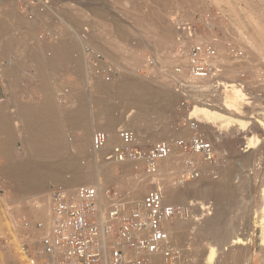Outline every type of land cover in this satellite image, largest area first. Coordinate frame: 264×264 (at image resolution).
Masks as SVG:
<instances>
[{
  "label": "rangeland",
  "instance_id": "obj_1",
  "mask_svg": "<svg viewBox=\"0 0 264 264\" xmlns=\"http://www.w3.org/2000/svg\"><path fill=\"white\" fill-rule=\"evenodd\" d=\"M55 1V9L52 14H49L51 16L43 17L41 21L39 19L31 21L27 17L25 18L20 15L21 10L19 9V5L15 7L5 2V0L1 1L2 4L0 2V90L3 91V95L0 97V104L4 101L3 104L7 109L15 105L29 107L35 113L43 103V89L46 88V90L51 92L53 104L58 110L57 118L59 120V128L64 136V144L68 147V152L63 156L64 158H53L50 162L53 160L54 163H57L67 158V156L73 158L75 161L77 160L78 165L85 168L89 165V168H96L95 164L99 162L90 155V150L88 151L87 149L82 154L75 149V145L77 146L79 139H84L86 133L74 122L68 120L66 107L73 102L78 92H81L85 99L81 107L84 112L90 115L99 110L98 106L104 107V114H109L106 120L115 121L117 124L115 131L119 129L135 130L137 132L135 134L138 137L137 141L141 146H149L153 142H158V140H170L171 138H175L176 135L181 134L188 114L193 111L195 105L206 103L205 105L215 106L213 90L216 86V80L198 81L194 86L186 84L185 87H188V90L183 95L175 93V88L172 85L174 77L172 71L177 66H184L185 58L183 47L186 46L185 43H182L179 48L176 44L177 33L175 25L177 23L190 24L194 31V37L199 36L205 39L210 37L208 40H218L217 46L221 47V55H228L227 49L231 47H234L241 54L240 58L237 59L231 58V56H223V59L219 61L220 64L222 63V71H224L223 67L224 69L229 67L231 72L228 75H224L225 77H220L221 79L219 78V80L222 82L235 80L233 82L241 83L245 86L247 88L245 92L250 98L251 106L254 108L248 105L245 108L246 111L245 109L242 110L243 115L246 117H244V120L248 121L247 129H241L242 131L238 130V127H232L227 132L225 129H218L215 124L208 121H204L202 124L199 123L201 126H199V130H202V134L211 140L217 155L215 163L206 165L208 167L207 171L203 169L205 164L197 162L196 168L198 171L196 175L199 176L190 175L185 170V161L191 159L196 162V159L194 157H182L175 152L176 155H174L168 164V166H174L175 169L173 170L175 172L172 173L171 171L170 174L165 175L163 169L159 167V176H154L149 179L146 176L142 177L141 175L143 174H136L131 165L108 164L110 165L109 169H112L115 174L120 176L119 180L109 181L112 176L107 177L106 175L99 177L101 180L103 179L106 185H109L110 188L117 189L132 202L135 199H141L146 191L155 185H159V189L163 193L167 189V186H172L171 188H185L183 190H186L185 196L178 201L179 204L187 206L190 202L194 204L199 203L203 209H207L206 205H210L213 208L215 202L213 199L197 195L194 190L195 184L197 183L196 186L200 185L201 181H203L201 179H205V175L209 179L215 177L222 169L229 166V164L233 165V168L237 166L234 168L233 175L226 179L228 183H232L233 187H235V189L232 188V185L229 183L232 197L229 200L230 202H223V204H227L230 207V211L226 213V221L228 220L227 222L233 226V229L235 228L232 235L243 239L242 237L246 235V232H250L252 234L250 237L251 241H244L238 244L235 242V239H232L230 242H228L229 240L221 242L222 236H219L214 240H203L197 247L184 246L183 249L193 252L192 249L197 248L198 251H203L206 256L209 247L212 246L219 251L220 262L221 258L226 255L230 259V264H264V244L261 243L262 229L258 224L263 208L261 184L262 180H264V162L262 163L264 161V132L260 123H255L259 119V121L264 123V118L260 117L264 111V81H260L261 75L264 77V31L259 28L260 25L256 18V15L260 14V8L264 6V0ZM248 12L253 15L246 18ZM46 18L47 20L44 21ZM48 30L53 34H57L58 38L64 36V39L63 37L60 39L67 41L73 48V50L71 48L68 56L70 60H65L66 62H70L58 63L60 66H52V69H50L48 62L45 61L51 60L52 52L49 46L54 45L56 42L54 44H50L49 41L41 42L42 39L39 36ZM75 31H78V34L88 31V36L84 43H82L79 35ZM242 36L248 37L249 41L255 46V49L258 50L256 51L257 53L252 54V50L244 42ZM71 41L73 44L70 43ZM85 43L96 48L100 47L103 51L114 52L116 55V63H113L117 64L123 77L115 83L95 82L90 79V76L86 77V65L81 54L83 44ZM223 47L226 51L224 49V51L222 50ZM32 52L34 54L36 53V59L30 57ZM114 53L112 54L114 55ZM38 56H41L42 58H40L44 60H41ZM79 57L83 60L85 71L81 66L77 68L75 62H73ZM149 57L151 59L150 62H148ZM40 63L42 64V68ZM149 63H152V65L149 66ZM43 68H45L44 71L46 72L41 70ZM53 69H55V73H53ZM5 70L8 71L6 75H4ZM51 70L53 74L50 75L49 72ZM183 76L186 78V74ZM51 78L56 84L51 81ZM133 78L137 82H144L147 85L150 84L152 89H165L168 91L170 93L169 95H171L169 96L171 106L167 110L162 111L159 109L154 110L150 106H148V109L146 106L145 109L144 107H140L139 109L138 107H132L125 103L126 100L123 101L120 96L116 95L117 86L123 80ZM145 79H147V83H145ZM98 82H101L105 86L102 91L97 89ZM64 87H66L65 90ZM260 88H263V90ZM70 90L75 91V94L72 91L70 92ZM258 90L260 91L258 92ZM60 92L64 93V98L60 97ZM181 101H187V108L184 110H178L177 108ZM158 111H160L159 114ZM132 125L135 128L133 130L130 128ZM20 126L19 124H11L12 130L17 133L13 145V159H16V161H22V157L25 158L23 153H21L23 151L19 140V136H21L19 135L21 133L20 130L22 129ZM253 136L256 139V149L247 148L248 139ZM1 137L2 134L0 133V140L2 139ZM243 156H251L250 160L252 161H249L251 163L248 162L245 164ZM6 163L7 161L0 154V179L3 180L6 206L12 211L9 213L26 218L33 223L40 218L39 212L33 207L32 201H40L41 209L39 210L42 212L46 210L44 201L40 197L44 195V188L47 183L36 184L34 190L35 193L39 192V196L31 197V194L23 193L20 184L15 179L10 180L8 175L1 173L3 168L5 169ZM242 172L243 174H241ZM183 175H187V181L180 179ZM68 177H70V174L65 172L63 178L66 179ZM166 177H169V180ZM248 177H250L249 180H247ZM171 179L174 180L171 181ZM139 184L141 186L143 185V188L145 187L144 190L132 197L135 191L134 189H140L136 188ZM189 185L192 186L189 187ZM73 188L70 189L73 190ZM131 193L132 195H130ZM26 195L27 197H25ZM243 207L247 209H242ZM248 207L251 209L249 210ZM210 210L211 208H209ZM203 214L200 213L198 207H195L191 211L190 218L180 219V221H183V223H196L204 217L202 216ZM5 215V211L0 209V237L6 240L4 247L0 248V264H22L17 253L19 243H23L24 241L23 236L20 235L21 233L12 231L11 225L8 223L10 220ZM206 219L204 217L200 223H203ZM175 224L176 222L173 221L172 226ZM247 228L248 230H246ZM243 250L244 252H242ZM190 263L195 262L190 261Z\"/></svg>",
  "mask_w": 264,
  "mask_h": 264
},
{
  "label": "built area",
  "instance_id": "obj_2",
  "mask_svg": "<svg viewBox=\"0 0 264 264\" xmlns=\"http://www.w3.org/2000/svg\"><path fill=\"white\" fill-rule=\"evenodd\" d=\"M5 2L15 7L19 5L20 15L31 21L51 16L49 14L53 13L56 5L55 0ZM175 28L176 44L179 48L182 43L186 46L183 47L184 66L173 69L172 85L176 94L183 95L188 90L186 84L194 86L195 82L202 80L215 81L220 78L222 68L217 62L212 41L194 37L188 23H177ZM85 32L79 34L82 43L88 36V31ZM39 36L41 42L49 41L50 44L60 39L49 30ZM81 54L86 65V77L90 76L93 81L115 83L123 77L117 64L90 44H83ZM228 54L231 58L241 56L233 47ZM148 59L150 62V57ZM185 73L186 78L183 76ZM59 95L65 96L62 92ZM177 108H187V101H181ZM186 128L190 130V136L153 142L149 146H141L134 132L128 129H119L117 142L111 145L105 132L96 131L91 137L89 153L99 162L129 164L136 174L149 177H158L159 163L174 151L182 157H194L202 164L215 163L217 155L212 142L199 131V123L190 114L182 130ZM196 162L187 159L184 164L186 172L192 176H196L198 171ZM187 178V175L180 177L182 181H187ZM43 201L45 219L32 223L10 214L12 211L6 206L5 189L0 179V209L6 216L10 214L12 231L23 236L24 241L19 243L17 253L19 259L24 256L22 264H192L182 261L180 250L171 242L169 228L173 220L188 219L195 207L199 211L200 208L192 206V202L187 206L165 203L156 186L146 191L139 202H132L110 187L79 186L72 190L63 185H51ZM39 202L32 201L37 210L41 209ZM206 206L208 211L204 213L208 215L211 206ZM5 244L6 240L0 237V248Z\"/></svg>",
  "mask_w": 264,
  "mask_h": 264
},
{
  "label": "bare ground",
  "instance_id": "obj_3",
  "mask_svg": "<svg viewBox=\"0 0 264 264\" xmlns=\"http://www.w3.org/2000/svg\"><path fill=\"white\" fill-rule=\"evenodd\" d=\"M260 10H261L260 14L256 15V18H257L259 25H260L259 28H261L264 31V6L261 7ZM251 15H253V14L248 12L246 14V18L250 17ZM39 21H41V20H39ZM208 28H210V27H208ZM70 29H71V27H70ZM71 32H74V31H71ZM77 32L78 31H75V33H77ZM60 35H62V34H60ZM67 36H69V35H67ZM62 37L64 39V36H62ZM62 37H59V38H62ZM242 37H243L244 42L252 50V54L257 53L256 51H258V50L255 49V46L249 41L248 37H245V36H242ZM217 41L218 40H216V39H215V41L212 40L214 47L217 50L216 51L217 52V62H219L221 59H223V56L226 55L228 57L229 54L228 55L227 54L221 55L222 54L220 51L221 47L217 46ZM70 43H72V41ZM220 46H221V44H220ZM49 47H51L50 49L52 52V55H51L52 58H51V60H49V61L46 60L45 62H48L50 69H52L53 68L52 66H55V65L60 66V65H58V63L61 64V62H66V61L70 60V59H68V56L70 54L72 47L69 45V43H67V41L58 39L54 45L49 46ZM94 48L101 51L102 53H104L106 55V57L111 62L116 63V59H115L116 55L114 52H112V53H114V55H113L111 53V51H106V50L103 51L102 49H100V47L99 48L94 47ZM223 49L225 50L224 47L222 48V50ZM72 50H73V48H72ZM111 50H113V49H111ZM116 50H118V49H116ZM227 50H229V49H227ZM247 50H248V48H247ZM114 51H115V49H114ZM35 54H34V52H32L30 57H32L33 59H36L37 56ZM227 57H226V59H227ZM33 59H31V60H33ZM226 59H224V60H226ZM41 60H44V59H41ZM75 60L76 61H73L76 64L75 66L77 68H79L81 66L82 69H84V71H85L82 58L79 57V58H76ZM224 60H222V61H224ZM45 62H43V63H45ZM69 62H66V63H69ZM46 65H47V63H46ZM62 66H63V64H62ZM41 68H42V64H41ZM44 69L45 68H43L41 70L44 71ZM229 69H230L229 67H227L225 69L223 67L224 71L221 72L220 77H222L224 75H228L231 72ZM48 70H49V68H48ZM53 70H54L53 73H55V69H53ZM6 72L8 73V71L5 70L4 75H6ZM44 72H46V71H44ZM44 72H42V73H44ZM51 72H52V70L49 72L50 75L53 74ZM185 74H183V75H185ZM259 75H260V73H259ZM4 78H5V76H4ZM5 80H6V78H5ZM146 80L147 79L144 80L145 83H147ZM256 80H257V78H256ZM51 81H53V79ZM233 81H235V80H231L228 82H222L219 79H217L215 81L216 86L213 90V92H214L213 97L215 98L214 102L216 103L215 106L205 105L206 103L195 105L193 108V111L190 113V116L192 118L196 119L197 122L200 124H202L204 121H208V122H211L212 124H215L218 129H225L226 131L232 127H234V128L238 127L237 128L238 130H241L244 128L247 129L246 127H248L247 126L248 121L244 120L245 116L243 115L244 113L242 112V110L245 109L248 105L251 106L252 103L249 101L250 98L247 96V94L245 92L246 91L245 89H247V88H245V86H243L241 83H236ZM260 81L261 82L264 81V77L262 75H261ZM47 83H48V81H47ZM54 83L56 84V82H54ZM44 84L46 85V83H44ZM195 84H197V82H195ZM52 85H54V84H52ZM6 86H7V84H6ZM104 87L105 86H103V84L101 82H98V84H97L98 90L102 91ZM65 88L66 87H64V90H65ZM49 89H51V88L49 87ZM43 90H44L42 92L43 103L40 106V108H38L36 110L35 113H33L31 108L25 107V106H18V105L16 106L15 105V106L9 107L7 109L6 106H4V104H3L4 101L1 102V104H0V133L2 134V137H1L2 139L0 140V154L3 157V159H5V161H7V163L5 164V169L3 168L1 173L8 175L10 180L15 179L20 184V187H21V190L23 191V193L31 194L32 195V196L30 195L31 197H33V196L35 197L37 195L39 196V192L35 193V190H34L36 184H41L43 182L47 183V185L44 188L45 189L44 195L40 197L43 200L45 199L49 185H63L66 188H73V187L77 188L79 186H92V187H98V188H101V187L107 188V187H109V185H106V183L103 181V179L101 180L99 177V176L103 177L104 175H106L107 177L112 176L109 181H118L120 176L115 174V172L112 171V169H109V166L112 164L108 165L109 163L107 164L104 161H101L100 163L98 162V164H95L96 168H89L90 165L87 166V168L80 167L78 165L77 160L75 161L73 158H70L68 156H67V158H65V159H63L57 163L56 162L54 163L53 160H52L53 162L52 161L50 162V160L53 158H61V157L65 156L66 153L68 152L67 151L68 147H66V145L64 144L65 139H64V136H63V134L59 128V120L57 118L58 117V114H57L58 110L55 108V106L53 104L52 94H51V92H49V90H46V88H44ZM261 90H263V88ZM59 91H60V89H59ZM71 91L72 90H70V92ZM259 91L260 90H258V92ZM72 92L75 94V91H72ZM76 92H78V91L76 90ZM70 94H72V93H70ZM169 94L170 93L168 91H166L165 89L164 90L163 89H155V88L152 89L150 87V84L147 85V84H144V82L143 83L137 82L136 79L134 80V78L123 80V82H121L117 86V91H116V95L120 96L123 99V101L126 100L125 103L129 104L132 107H138L139 109H140V107H142V108L144 107V109H145V106H146V108L148 109L149 108L148 106H150L151 108H154V110L159 109L162 111L167 110V108L169 106H171V100L169 97L171 95H169ZM66 98H68V97H66ZM84 101H85L84 96L82 95L81 92H78L76 94V96L74 97L73 102H71L66 107L68 120L74 122L77 126H79L80 129H82L84 131V133H86L85 138L79 139V141L77 142V146L75 145L76 151L79 153H82V154L87 149H88V151L89 150L91 151V137H92L93 132H96V131L105 132L109 137V145L117 142L116 141L117 131H115L117 124L115 121L106 120V118H108L109 114H107V115L104 114V110H105L104 107L98 106L99 110H97L94 114L91 113L89 115L87 112H84L81 109ZM253 101H255V100H253ZM253 105H254V102H253ZM260 106H261V104H260ZM251 107H253V106H251ZM253 108H251V109L253 110ZM245 111H246V109H245ZM159 113H160V111H158V114ZM89 117H90V119H89ZM161 117H163V116H161ZM260 117L264 118V111L262 112ZM247 120H249V119H247ZM259 120H257V122H255V123H260V126L263 128V132H264V123H262V121H259ZM148 122L150 123V121H148ZM91 123L94 125H92ZM11 124L12 125L19 124V125H21L20 128L22 127V129L20 130L21 133L19 132L20 133L19 135H21V136L18 135L20 137L19 140H20L21 147H22L21 149L23 151L21 153H23V156H25V158L22 157V159H23L22 161H16V159L15 160L13 159V145H14L15 136L17 133H15L12 130ZM128 127H130V126H128ZM204 127H205V125H204ZM130 128H132V130H133V128H134L133 125ZM202 129H204V128H202ZM132 132H134V134L137 133V132H135V130ZM211 132H212V130H211ZM220 132H221V130H220ZM232 133H234V132H232ZM212 134H213V132H212ZM190 135H191L190 130L186 128V129L182 130L181 134L176 135L175 138H171L170 140H174L178 137H187ZM135 136L138 140V137L136 134H135ZM156 137H157V135H156ZM156 137H155V139H156ZM206 138H207V136H206ZM207 139L211 142V140L209 138H207ZM161 141H163V140H161ZM255 146H256V139L253 136V137L248 139L247 148L256 149ZM174 155H176L175 151L172 152L171 155H169L166 159H164L163 161H161L159 163V167H161V169H163V172H165V175L168 173L170 174L171 171H172V173L175 172L173 170V169H175L174 166H170V165L168 166L169 161L171 159H173ZM250 159H251V156H247V157L243 158V161L245 162V164H247L249 161H252ZM255 159H254V162H255ZM240 160H241V158H240ZM261 161H262V159H261ZM263 162L264 161H262V163ZM249 163H251V162H249ZM198 164H200V163H198ZM124 165H129V164H122V166H124ZM200 165H202V164H200ZM206 165L207 164H205L206 168L203 167V169H205L204 171H207L208 167ZM235 167H237V166H235ZM250 167L252 168V166H250ZM234 168H233V165L229 164V166L222 169L220 171V173L218 175H216L215 177L209 179L205 175V179H201L203 181H201L200 185L196 186L197 183L195 184L194 190H195V193L197 195L203 196L205 198L207 197V198L213 199L215 202V205H214L215 207L214 206H213V208L210 207L211 212L208 215L206 213H204V212L208 211V209L207 210L203 209V207H201V204H199V203L194 204V203L190 202L192 206H199L200 211L202 210V213H204L202 216H204L207 219L204 220L203 223H200V221H202V219L204 217L199 219V221L196 223H183V221L181 222L180 219L173 220L176 222V224L174 226L171 225V227L169 228L170 239H171L172 244L180 250L181 259L183 262H185V263H188V262L190 263V261L195 262L192 264H221V263L222 264H230L229 263L230 259L226 255L223 258H221V262H220L219 251L216 250L215 248H213L212 246L209 247L206 256L203 253V251L200 252L201 250L198 251L197 248L196 249L193 248L192 249L193 252L192 251L189 252V250L186 251V249L184 250L183 248H184V246L197 247V245L199 243H201L203 240H207V239L208 240H210V239L214 240L219 236H222L221 242L225 241V240H229L228 242H230V240H232V239H235V242H237L238 244L243 243L244 241H246V242L251 241L250 237L252 234H250V232L249 233L246 232V235L244 237L241 236L243 239H240L239 237L232 235L233 230H235V228L233 229V226H231L227 222L228 220L226 221V213H228L227 211H230V209H229L230 207H228L227 204H223V202H230L229 200L232 197L231 187L229 185L230 182L228 183L226 179L228 177H230L231 175H233V173L235 171ZM65 172H68L70 174V177H68L66 179L63 178V174ZM246 172H248V171H246ZM237 173H238V171H237ZM241 174H243V172ZM141 176L145 177L146 175H141ZM157 176H159V175H157ZM196 176H199V175H196ZM245 176H246V174H245ZM146 177L148 178L149 176H146ZM203 177H204V175H203ZM256 177H257V175H256ZM240 178H243V177H240ZM249 178L250 177H248L247 180H249ZM149 179H151V177H149ZM167 179L169 180V177ZM263 179H264V177H263ZM173 180L174 179H171V181H173ZM259 180H260V178H259ZM99 181H102V182L99 183ZM194 181H193V183H194ZM241 181H239V182H241ZM255 182H256V179H255ZM198 184H199V182H198ZM230 184L232 185V183H230ZM155 186L159 189V185H155ZM190 186H192V185H189V187ZM171 187L167 186V189L164 191V193L162 192L161 189H159V190L161 191V194L163 196L165 203L179 204L178 201L185 196L186 190L185 191L183 190L185 188L182 189V188H171ZM249 187H250V185H249ZM261 187H262L261 192H262L263 208H262L261 217L258 220V224L262 229V235H261L262 241H261V243L264 244V180H262ZM75 188H73V190ZM136 188H140V189L139 190L134 189L135 191L133 190L134 192H133L132 197H134L135 195H138V193H141L145 187L143 188V185L141 186V184H139ZM232 188L235 189V187H233V185H232ZM241 192H242V190H241ZM130 195H132V193ZM22 197H24V196H22ZM25 197H27V195ZM141 199H137V200L135 199L136 201L135 200H133V201L139 202ZM127 201H130V200L127 198ZM251 206H249V207H251ZM244 208L247 209L246 207H243L242 209H244ZM250 209L251 208H249V210ZM37 211L39 212V218L40 219L46 218L45 210H44V212H42L40 210H37ZM243 214H245V213H243ZM6 217L8 218V220H10V214L7 215ZM247 217H249V216H247ZM246 220H248V219H246ZM8 223H9V225H11V222H8ZM191 227H193V228L191 229ZM242 230H243V228H242ZM246 230H248V228ZM38 234H40V233H38ZM194 249H195V251H194ZM242 252H244V250ZM246 254H247V252H246ZM263 256H264V253H263ZM20 259H24V256L21 255Z\"/></svg>",
  "mask_w": 264,
  "mask_h": 264
},
{
  "label": "crops",
  "instance_id": "obj_4",
  "mask_svg": "<svg viewBox=\"0 0 264 264\" xmlns=\"http://www.w3.org/2000/svg\"><path fill=\"white\" fill-rule=\"evenodd\" d=\"M3 95V91L2 90H0V97ZM1 99V98H0Z\"/></svg>",
  "mask_w": 264,
  "mask_h": 264
}]
</instances>
